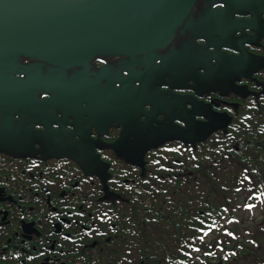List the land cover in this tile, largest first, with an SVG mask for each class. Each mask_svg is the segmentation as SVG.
Listing matches in <instances>:
<instances>
[{
    "label": "flooded vegetation",
    "instance_id": "flooded-vegetation-1",
    "mask_svg": "<svg viewBox=\"0 0 264 264\" xmlns=\"http://www.w3.org/2000/svg\"><path fill=\"white\" fill-rule=\"evenodd\" d=\"M229 1L197 0L170 43L145 54L69 67L12 58L39 89L0 106V264H135L133 250L120 257L126 204L158 172L186 174L201 123L231 152L264 146V0ZM226 224L219 237L237 254L241 236Z\"/></svg>",
    "mask_w": 264,
    "mask_h": 264
},
{
    "label": "water",
    "instance_id": "water-1",
    "mask_svg": "<svg viewBox=\"0 0 264 264\" xmlns=\"http://www.w3.org/2000/svg\"><path fill=\"white\" fill-rule=\"evenodd\" d=\"M196 1L0 0V106L10 109L13 94L39 89L31 74L14 75L24 70L12 58L69 67L96 55L145 54L171 41ZM200 129L196 139L211 126L201 123Z\"/></svg>",
    "mask_w": 264,
    "mask_h": 264
},
{
    "label": "trees",
    "instance_id": "trees-1",
    "mask_svg": "<svg viewBox=\"0 0 264 264\" xmlns=\"http://www.w3.org/2000/svg\"><path fill=\"white\" fill-rule=\"evenodd\" d=\"M225 139L208 138L196 147L189 145L179 170L186 174L167 177L162 170L159 180L153 177L152 185L144 184L143 191L126 204L122 217L130 221L126 225L132 231L120 241L121 259L124 251L133 250L134 257L129 254L127 258H134L135 264H180L178 260L189 258L208 222L218 221L224 209H235L241 195L246 201L264 189V146L249 143L231 152ZM222 245L228 247L225 242ZM249 245L243 262L256 249ZM258 254L264 262V251L259 248ZM96 264H116L115 256Z\"/></svg>",
    "mask_w": 264,
    "mask_h": 264
},
{
    "label": "rangeland",
    "instance_id": "rangeland-1",
    "mask_svg": "<svg viewBox=\"0 0 264 264\" xmlns=\"http://www.w3.org/2000/svg\"><path fill=\"white\" fill-rule=\"evenodd\" d=\"M187 18V17H186ZM185 21V20H184ZM183 21V22H184ZM202 129H199V126L196 128V130L194 131L195 133H201ZM204 132H202L203 134ZM197 135V134H196ZM196 137V136H195ZM238 203L235 205L236 208L232 210L233 214H231V217H227L224 218V216L221 214V223L225 224L227 222V226L229 228H231L233 230V232L235 234H237V240L239 242H241L242 246L240 247V252L237 254H232V253H223L220 254L221 257L223 258V260H225L226 257H228V260L231 264L234 260L235 257H237L240 254H245L248 253L249 251H245L246 249H249V247H252L251 242H252V238L256 239V241L253 243L254 247H256V249H252L251 252L248 254V264H251V262L257 261L260 259V256H258V252H259V247L260 249H262V251H264V238L263 237H258L256 230L257 227L259 228L258 224H261L262 227H260L261 229H264V204L260 203V201H257V203L252 204L251 206H246V201H245V196L241 195L238 199ZM217 229V228H216ZM216 229L210 231L209 235H206L205 240L207 242H209L211 239H213L216 236H220L221 238H223L225 236V231L224 233L222 231H217ZM256 235V236H255ZM204 249V250H203ZM194 254L195 256L197 255V260H199V262H204L206 260L212 261L216 263H220V264H226V263H221L218 262L219 260V256L217 257H208L206 255L207 250L204 248L203 245H201L199 250H194ZM238 260L235 259V261ZM261 264V263H259Z\"/></svg>",
    "mask_w": 264,
    "mask_h": 264
}]
</instances>
